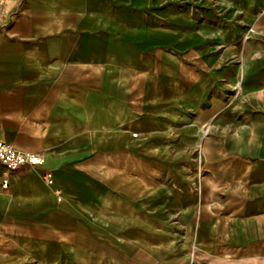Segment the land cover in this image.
I'll list each match as a JSON object with an SVG mask.
<instances>
[{
	"label": "crops",
	"instance_id": "1",
	"mask_svg": "<svg viewBox=\"0 0 264 264\" xmlns=\"http://www.w3.org/2000/svg\"><path fill=\"white\" fill-rule=\"evenodd\" d=\"M214 1L256 45L173 0H0V140L35 162L0 191V264H121L109 228L180 232L150 264H264V0ZM105 167L165 185L111 191Z\"/></svg>",
	"mask_w": 264,
	"mask_h": 264
},
{
	"label": "rangeland",
	"instance_id": "2",
	"mask_svg": "<svg viewBox=\"0 0 264 264\" xmlns=\"http://www.w3.org/2000/svg\"><path fill=\"white\" fill-rule=\"evenodd\" d=\"M178 3L179 11L185 15V24H193V26L198 27L202 25H210L209 21L212 20L214 25L218 28L229 29L231 22L236 23L239 27H244V32H246V36L243 39L244 42H251L255 44L258 40H255L253 36V28L250 26H246L247 18L245 15L241 13H235L234 10L228 12L225 9H219L217 4L214 3V0H173ZM195 5L194 7H192ZM182 6V7H181ZM198 6V7H196ZM228 12V13H227ZM227 13V14H226ZM154 20V19H151ZM187 21V22H186ZM151 25L152 31H156L159 28L170 27L174 29V26L170 24H164L160 21L154 22ZM107 161V159H105ZM122 157H114L111 159V164L115 166L116 164L122 166ZM135 175V179L129 180V175ZM104 175L109 183V189H113L111 191H118L120 193H128V185L132 186L136 190L137 195H144L150 191L158 189L161 185H165L161 180L157 177H153L152 175H145V170L140 167H136L133 169L127 168H107L105 167ZM111 180V181H110ZM114 183H118L119 186L115 187ZM197 189V187H196ZM111 214V212H109ZM101 240V244L105 246V248L110 249L121 255V264H150L152 263V258L162 259L165 257H176L178 254L183 251H187L183 249L182 243L180 242L183 238L182 234L178 231H175L171 235L170 233H165L163 238L154 237V235L146 234V233H128V232H116V236H114V230L109 228L99 233H94ZM152 234V233H151ZM176 240L174 243H170L166 248H139L138 246L142 241H155V240H166L170 241L171 239ZM149 243H147L148 245ZM70 264V263H69Z\"/></svg>",
	"mask_w": 264,
	"mask_h": 264
},
{
	"label": "built area",
	"instance_id": "3",
	"mask_svg": "<svg viewBox=\"0 0 264 264\" xmlns=\"http://www.w3.org/2000/svg\"><path fill=\"white\" fill-rule=\"evenodd\" d=\"M34 160L28 154L17 150L13 145L0 140V166L4 169L0 174V191L10 188V176L25 166L34 165Z\"/></svg>",
	"mask_w": 264,
	"mask_h": 264
}]
</instances>
